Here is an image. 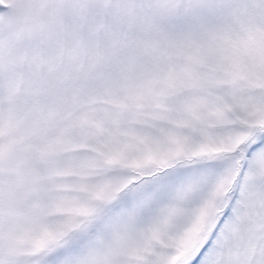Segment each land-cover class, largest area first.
Listing matches in <instances>:
<instances>
[{
    "label": "snow or ice",
    "instance_id": "obj_1",
    "mask_svg": "<svg viewBox=\"0 0 264 264\" xmlns=\"http://www.w3.org/2000/svg\"><path fill=\"white\" fill-rule=\"evenodd\" d=\"M0 264H264V0H0Z\"/></svg>",
    "mask_w": 264,
    "mask_h": 264
}]
</instances>
